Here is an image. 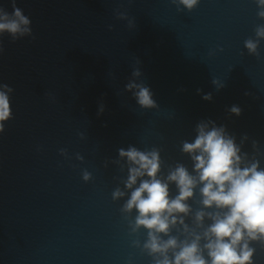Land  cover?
<instances>
[{
	"label": "water",
	"instance_id": "1",
	"mask_svg": "<svg viewBox=\"0 0 264 264\" xmlns=\"http://www.w3.org/2000/svg\"><path fill=\"white\" fill-rule=\"evenodd\" d=\"M16 6L30 18L34 39L2 37L0 83L14 92L12 118L0 134V264H153L133 246L145 242L147 231L131 232L137 213L126 219L121 212L128 197L112 199L127 178L126 168L111 163L119 148L158 147L161 176L178 162L191 172L181 141L194 140L196 124L211 119L237 144L247 134L242 151L250 158L258 141L264 168V40L259 58L244 47L264 24L254 0H200L191 12H178L171 0H16ZM0 7L11 13L12 0H0ZM117 10L136 26L116 19ZM134 68L159 109H141L124 91ZM213 78L225 87L217 91ZM208 93L211 101L202 99ZM233 105L240 116L229 114ZM84 170L92 174L88 182ZM199 200L197 189L193 211ZM252 246L255 264H264V247Z\"/></svg>",
	"mask_w": 264,
	"mask_h": 264
},
{
	"label": "clouds",
	"instance_id": "2",
	"mask_svg": "<svg viewBox=\"0 0 264 264\" xmlns=\"http://www.w3.org/2000/svg\"><path fill=\"white\" fill-rule=\"evenodd\" d=\"M254 2L258 18L264 20V0ZM171 3L178 12L185 9L191 12L200 0H171ZM12 9L9 13L0 7V54L4 52V34H8L12 42L24 37L34 39L31 20L16 6V0H12ZM115 16L118 20H127L130 28L136 26L135 18L130 19L126 12L117 10ZM112 28L108 26L109 31ZM254 32L255 39H246L244 47L249 55L259 58L264 24H258ZM218 50L222 52L223 48ZM214 54L209 52L210 56ZM141 76L140 68H134L124 91L132 93L141 109H159L150 87L143 81L137 82ZM212 84L217 91L225 87V83L216 78L212 79ZM13 92L8 84L0 83V134L5 130V122L12 118L10 94ZM212 98L211 93L202 96L206 101ZM104 110L101 102L98 115ZM228 112L238 117L242 109L233 105ZM194 131V140L181 141V152L192 161L191 172L178 162L168 166L166 177L161 176L165 161L158 147L145 150L133 145L127 149L122 147L118 149V159L111 161L121 171L127 169V178L121 180L124 187L115 188L112 199L127 196L122 214L127 219L133 211L137 213L134 220H129L131 232L147 231L145 242L141 245L139 240H134L133 246L151 256L153 264H255L253 243L264 247V168L257 159L259 142L252 140L254 153L250 158L242 151L244 142L249 139L247 134L237 144L236 137L226 126H217L211 119L199 121ZM60 154L67 157V149H60ZM77 159L83 160V157L77 154ZM107 165L106 161L105 167ZM82 179L88 182L92 174L84 170ZM172 184L177 189L175 196L170 195ZM197 189L200 207L193 211L189 201L194 200ZM173 229L178 235H172Z\"/></svg>",
	"mask_w": 264,
	"mask_h": 264
}]
</instances>
